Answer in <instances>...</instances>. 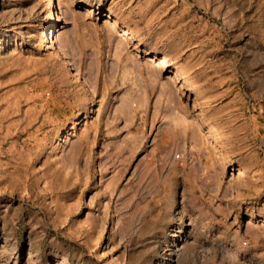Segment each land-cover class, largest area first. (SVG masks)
<instances>
[{"label": "rangeland", "instance_id": "obj_1", "mask_svg": "<svg viewBox=\"0 0 264 264\" xmlns=\"http://www.w3.org/2000/svg\"><path fill=\"white\" fill-rule=\"evenodd\" d=\"M0 264H264V0H0Z\"/></svg>", "mask_w": 264, "mask_h": 264}]
</instances>
